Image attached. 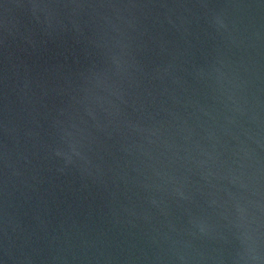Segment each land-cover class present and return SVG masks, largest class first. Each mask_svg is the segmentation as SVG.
<instances>
[{
	"label": "water",
	"instance_id": "95a60500",
	"mask_svg": "<svg viewBox=\"0 0 264 264\" xmlns=\"http://www.w3.org/2000/svg\"><path fill=\"white\" fill-rule=\"evenodd\" d=\"M0 264H264V0H0Z\"/></svg>",
	"mask_w": 264,
	"mask_h": 264
}]
</instances>
